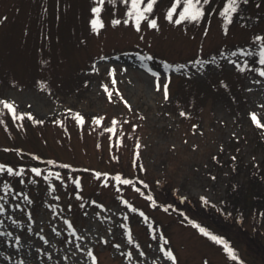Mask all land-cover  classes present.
<instances>
[{
  "label": "rangeland",
  "instance_id": "1",
  "mask_svg": "<svg viewBox=\"0 0 264 264\" xmlns=\"http://www.w3.org/2000/svg\"><path fill=\"white\" fill-rule=\"evenodd\" d=\"M96 2L0 0V98L15 101L18 112L33 113L32 119H15L9 110L0 111V163L17 171L28 166L20 177L0 173V204L6 209L0 213V264H77L80 255V264H92L75 244L91 249L98 264H127V250H135L129 258L133 264H154L158 250L153 228L169 238L165 247L177 254L178 264H240L222 244L200 233L192 219L208 224L214 234H226L244 264H264V211L222 208L226 180L234 183L240 174L232 169L258 165L264 156V129L248 115L257 111L264 118V78L251 69L240 71L230 63L234 57L224 56L255 44L250 37L264 29V0H249L228 34L216 12L199 23L167 21L169 0H158L154 9L160 27L144 25L140 32L123 20L112 24L111 18H120L126 9L121 0H105V25L94 32L89 13ZM211 2L213 8L220 6V0ZM149 52L152 60L140 59ZM253 54L254 66H260L257 52ZM165 61L172 67H165ZM112 65L115 85L108 75ZM156 72L161 76L155 77ZM166 76L171 79L168 100L154 87V79L163 84ZM103 84L112 90V100ZM116 88L131 107L115 94ZM64 108L80 111L84 124ZM181 108L190 115H180ZM97 115L103 117L99 124L93 120ZM113 116L116 134L107 131ZM33 154L43 159L36 161ZM49 159L60 163L50 165ZM67 164L73 168H65ZM32 166L41 167L43 175L32 173ZM49 168L67 183L56 177L45 180ZM96 171L111 173L110 182H102ZM115 173L136 186L117 182ZM4 183L13 185L7 193ZM204 195L211 204L200 199ZM129 231L139 248L128 241ZM160 243L165 244L163 239ZM116 244H121L119 250ZM141 251L148 255H137Z\"/></svg>",
  "mask_w": 264,
  "mask_h": 264
},
{
  "label": "snow or ice",
  "instance_id": "2",
  "mask_svg": "<svg viewBox=\"0 0 264 264\" xmlns=\"http://www.w3.org/2000/svg\"><path fill=\"white\" fill-rule=\"evenodd\" d=\"M121 2L124 4V7L126 9L123 16L120 18L112 17L111 23L114 25H119L121 21L123 20V23L129 24L131 23L132 26L135 28L137 32H140L142 30V27L146 25L148 28H151L153 30L160 27V24L158 23V17L155 15L154 9L157 6L158 0H121ZM249 0H220V6L218 8L212 7L211 0H169V6L166 7L165 11V19L169 22H172L176 25H183L186 22H195L199 23L202 18H205L207 16H211L212 12H216L218 14V17L220 18L221 25L223 32L225 34H228L230 31V26L232 25L234 18L237 16H243V6L247 5ZM112 4H116L117 0H111ZM105 8V0H97V2L90 7V19L89 24L91 25V28L94 32L99 31L102 29L105 25V20L102 18V10ZM257 20L260 19V17H256ZM205 32L208 30L205 29ZM250 42H255L254 45L245 47H238L235 49V51H225L224 56L225 57H234L235 59L231 60L230 63L233 67L240 69V71H245L246 69H251L254 73H258L260 77L264 78V29L260 31L259 34L253 33L250 37ZM257 52L258 54V61L260 66H254L256 62V55L253 53ZM141 60H152L153 56L152 53L149 52L147 55L140 56ZM199 62V61H198ZM191 63V62H190ZM165 67L170 68L172 65L168 64L167 61H165L164 64ZM183 67H187V65H184ZM121 72L125 71L123 67L120 69ZM149 71H151V68H149ZM116 68L114 65L110 66L108 69V75L111 78L110 83L112 85H115L117 83L116 80ZM188 75H191L189 72ZM155 77H160L161 73L156 72L154 74ZM260 81H257L259 83ZM87 83V81H85ZM171 83L170 77H165L164 83L162 84L159 79H154V87L157 90H162L163 93V99L168 100L170 95V89L169 85ZM227 86V85H225ZM44 87V85H42ZM101 87L109 93L108 99L112 100V90L110 89L108 84H103ZM115 94L120 96V99L123 101L125 105H128V107H131L129 104V101L124 98V96L120 93L119 88L115 89ZM0 105L3 106V108H0V111L7 109L11 112V115L15 119H23L33 118V113L31 111H19L17 109L16 102L4 97L0 98ZM63 111L68 112L69 114L73 115L75 117V120L77 123L83 125L85 122V116L80 111H74L71 108H64ZM180 115L182 116H188L190 113L186 112L183 108L180 110ZM248 115L251 118V121L254 125H257L260 129H264V122H262L261 116L258 115L257 111H250ZM94 122L99 124L103 117L100 115H97L93 118ZM39 123H43V120L38 121ZM59 123L60 121H55ZM118 121L117 117L113 116L111 118V125L107 129V131L116 134V127H117ZM132 127H137V125L133 124ZM192 128H197L196 124L192 125ZM119 135H123L121 132ZM139 144L140 142L136 141L137 146V152L136 155L139 156ZM193 147L195 148L196 145L193 144ZM18 152L22 150H17ZM36 161H40L43 158L41 156L33 154ZM215 159V157H213ZM235 159V157H233ZM47 163L50 165H56L60 162L56 159H49L47 160ZM27 165H20L19 170L17 171V168L13 167L11 164L8 163H0V173L4 174H11L17 177L25 175V169L27 168ZM65 168L71 169L73 168L72 164H67L64 166ZM139 167L143 169V165L140 164ZM30 171L32 173L37 174L38 176H42V169L39 166H32L30 168ZM47 175L43 176L45 180L51 181L52 177H56L58 180L63 181L65 184L67 183V180L64 175H62L60 172L55 171L51 168L46 169ZM96 177L103 178V181L105 184H108L110 182L109 177L111 176V173L109 172H95ZM214 178V177H213ZM115 180L117 182H121L123 185H130L132 187H135L136 184L133 182V180L128 179L127 177L123 176L121 173H115ZM138 183L140 185L146 186V181L143 179L137 178ZM23 182V181H20ZM76 185H81V181L77 179L75 181ZM159 183V181H157ZM82 186V185H81ZM13 185L11 183H4L3 184V191L8 192L10 188H12ZM51 187L53 190L56 189V184H52ZM137 191H140L143 194V189L138 188ZM77 196H79V193H76ZM27 198V197H26ZM82 198V197H81ZM57 199H60V197H57ZM122 199V202L124 205L128 207H133L128 200ZM148 199L153 203L155 206L156 200L149 196ZM183 199V197H181ZM200 199L205 201L206 203L211 204L212 201L209 199L207 195L201 196ZM5 200H7V197H5ZM97 201L93 200L92 204H96ZM51 207V206H50ZM66 207L71 208L72 205L68 204ZM100 208H104L105 205L103 203L99 204ZM6 209L3 204H0V213L5 212ZM133 211H139L137 208H133ZM179 211V209H177ZM143 215V213H141ZM32 215L31 212L28 213V216L30 217ZM2 223V221H0ZM192 225H194L200 233H203L205 236L210 237L211 240L218 242L219 244H222L224 246V250L226 251L227 255L230 257H233L235 260L240 261V264H244V261L240 258L239 255L236 254V250L234 247L229 246V241L225 239L222 235L214 234L212 231L209 230V228L202 226L200 223H197V220L192 219L190 221ZM68 228L71 230V232L75 233L77 229L73 227V222L71 220L67 221ZM29 229H31V225L28 226ZM111 231V229H109ZM153 233V239L156 242V247L158 250V255L156 257V260L154 264H160L161 261H163V264H178V257L177 254L172 250L171 247H165L169 243V238L164 235L162 231H158L156 228L152 229ZM37 235H40L39 232H37ZM104 244H109L110 241L105 238L101 237ZM128 241H131L133 244L136 245V248H139L140 245L136 243L135 239L133 238V235L131 231H129L127 236ZM163 239L165 244L162 245L160 243V240ZM16 240L19 241L20 237H16ZM84 237H81V242H83ZM44 243H49V240L47 238L44 239ZM17 247H20L21 245L17 243ZM75 247L79 250V254H85L89 257H91L92 264H98V258L96 254L91 250L87 249V247H81L80 244H75ZM125 248H127V245H124ZM115 248L119 250L121 248V244H116ZM43 251V249H40ZM135 250H127L125 255V260H127V264H133V260L129 259L132 258L134 255ZM49 259L52 258V253L48 252L46 253ZM137 255H148V253H145L141 251ZM11 259V257H9ZM64 259H68L67 256L64 257ZM83 255H80L77 264H80V260H83ZM20 264H25L24 260H21ZM84 264H87V261H84ZM205 264H207V261H205Z\"/></svg>",
  "mask_w": 264,
  "mask_h": 264
},
{
  "label": "trees",
  "instance_id": "3",
  "mask_svg": "<svg viewBox=\"0 0 264 264\" xmlns=\"http://www.w3.org/2000/svg\"><path fill=\"white\" fill-rule=\"evenodd\" d=\"M257 146L259 140H256ZM264 153V144H262ZM27 163V161H24ZM228 163L229 161L226 160ZM237 163H240L239 160ZM230 168H233L229 166ZM242 168L232 169L240 171L238 178L234 179V183L226 180L225 193L223 202V209L241 210L243 212H249L250 210L264 211V156L261 158L258 165H243ZM229 168V169H230ZM235 176V175H233ZM232 178V177H231ZM234 178V177H233ZM174 208V207H172ZM212 231L211 227L203 225ZM222 235V234H220ZM226 237L227 235L224 234Z\"/></svg>",
  "mask_w": 264,
  "mask_h": 264
}]
</instances>
